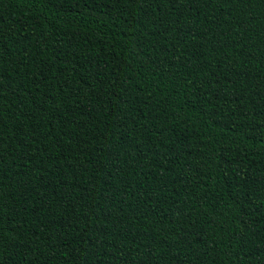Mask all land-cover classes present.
I'll return each mask as SVG.
<instances>
[{"label":"trees","instance_id":"16d2710c","mask_svg":"<svg viewBox=\"0 0 264 264\" xmlns=\"http://www.w3.org/2000/svg\"><path fill=\"white\" fill-rule=\"evenodd\" d=\"M0 264H264V0H0Z\"/></svg>","mask_w":264,"mask_h":264}]
</instances>
